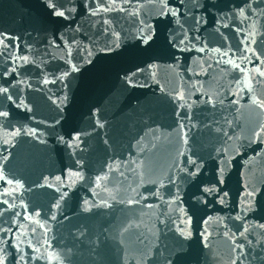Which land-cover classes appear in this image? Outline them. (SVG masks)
<instances>
[{
	"label": "water",
	"instance_id": "1",
	"mask_svg": "<svg viewBox=\"0 0 264 264\" xmlns=\"http://www.w3.org/2000/svg\"><path fill=\"white\" fill-rule=\"evenodd\" d=\"M0 264H264V0H0Z\"/></svg>",
	"mask_w": 264,
	"mask_h": 264
},
{
	"label": "snow or ice",
	"instance_id": "2",
	"mask_svg": "<svg viewBox=\"0 0 264 264\" xmlns=\"http://www.w3.org/2000/svg\"><path fill=\"white\" fill-rule=\"evenodd\" d=\"M57 14H58V15H61V16L63 15V13H62V12H60V13H57Z\"/></svg>",
	"mask_w": 264,
	"mask_h": 264
}]
</instances>
